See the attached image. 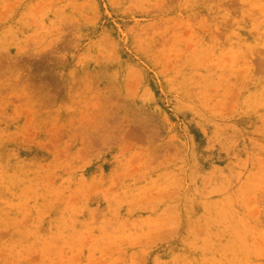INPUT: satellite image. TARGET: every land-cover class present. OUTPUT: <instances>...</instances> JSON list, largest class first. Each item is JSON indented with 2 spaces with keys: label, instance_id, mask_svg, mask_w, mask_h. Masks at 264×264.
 Returning a JSON list of instances; mask_svg holds the SVG:
<instances>
[{
  "label": "rangeland",
  "instance_id": "1",
  "mask_svg": "<svg viewBox=\"0 0 264 264\" xmlns=\"http://www.w3.org/2000/svg\"><path fill=\"white\" fill-rule=\"evenodd\" d=\"M0 264H264V0H0Z\"/></svg>",
  "mask_w": 264,
  "mask_h": 264
}]
</instances>
